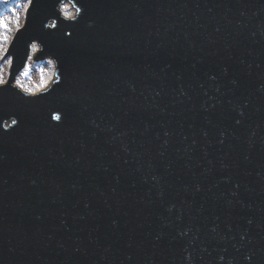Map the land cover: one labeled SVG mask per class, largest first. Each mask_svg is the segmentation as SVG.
<instances>
[{"label":"water","instance_id":"95a60500","mask_svg":"<svg viewBox=\"0 0 264 264\" xmlns=\"http://www.w3.org/2000/svg\"><path fill=\"white\" fill-rule=\"evenodd\" d=\"M73 3L32 0L6 55L0 264H264V0Z\"/></svg>","mask_w":264,"mask_h":264},{"label":"rangeland","instance_id":"374dc122","mask_svg":"<svg viewBox=\"0 0 264 264\" xmlns=\"http://www.w3.org/2000/svg\"><path fill=\"white\" fill-rule=\"evenodd\" d=\"M28 4L29 0H0V25L7 26L6 29L0 27V84L7 80L10 68V58H4L5 52L15 30L24 23L25 10ZM4 37L7 39L5 40ZM33 59L27 61L26 68L19 73L17 80L14 81L17 82L18 88L25 93L37 87L51 73V67L48 64L50 59L32 62Z\"/></svg>","mask_w":264,"mask_h":264},{"label":"bare ground","instance_id":"6f19581e","mask_svg":"<svg viewBox=\"0 0 264 264\" xmlns=\"http://www.w3.org/2000/svg\"><path fill=\"white\" fill-rule=\"evenodd\" d=\"M31 2H32V0H31ZM31 2L29 3V7L31 6ZM65 11H67L69 13H73V9L70 6L67 9H65ZM60 15L64 19H69V18H65L64 15H63V12H61V11H60ZM41 51H42V49H41L40 46H38L36 44H32L31 48H29V51H28V59H27V61L34 58L33 60L36 62L35 59L38 58V56L40 55ZM48 59H50V61H51V63H50V61H48V64L51 67L50 75L43 82H41L37 87L31 89V91L28 92L27 94L33 95V94H36V93L44 92L45 90H49L51 88L50 86L52 85V83H54L53 81L56 79V76L54 74L55 69H56V62H55V60L53 58H48ZM39 61H41V60H39ZM15 83H16L15 86L18 87L17 82H15Z\"/></svg>","mask_w":264,"mask_h":264},{"label":"snow or ice","instance_id":"6c2138e0","mask_svg":"<svg viewBox=\"0 0 264 264\" xmlns=\"http://www.w3.org/2000/svg\"><path fill=\"white\" fill-rule=\"evenodd\" d=\"M31 2V0H29V3ZM61 3V9L60 11L63 12V15L65 18H69V19H73L75 20L77 18L76 14H80L82 9L80 7H76L75 4L73 3V0H67V3L64 2V0H60ZM69 6L74 7L75 8V13H69L67 11H65V9H67ZM0 27H4L6 29V25H0ZM68 35L70 36L71 33H68ZM4 39L6 40L7 37H4ZM51 63V61H50ZM58 119V117H56ZM13 124H16L17 121L13 120L12 121Z\"/></svg>","mask_w":264,"mask_h":264}]
</instances>
